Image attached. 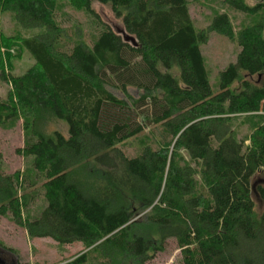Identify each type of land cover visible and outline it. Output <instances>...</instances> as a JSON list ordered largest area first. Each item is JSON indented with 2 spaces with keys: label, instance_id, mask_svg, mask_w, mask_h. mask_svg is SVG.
Segmentation results:
<instances>
[{
  "label": "trees",
  "instance_id": "obj_1",
  "mask_svg": "<svg viewBox=\"0 0 264 264\" xmlns=\"http://www.w3.org/2000/svg\"><path fill=\"white\" fill-rule=\"evenodd\" d=\"M223 1L249 16L264 10V0ZM61 2L98 27L89 43L59 25ZM95 3L136 46L98 22ZM6 12L32 34L13 44L0 34L2 79L23 51L34 65L11 78L0 123L24 118L18 152L35 175L21 184L4 174L0 151V216L30 239L84 246L61 264H147L169 240L182 264H264L261 25L238 34L236 62L213 92L200 46L211 33L234 40L226 14L197 31L187 0H0Z\"/></svg>",
  "mask_w": 264,
  "mask_h": 264
},
{
  "label": "rangeland",
  "instance_id": "obj_2",
  "mask_svg": "<svg viewBox=\"0 0 264 264\" xmlns=\"http://www.w3.org/2000/svg\"><path fill=\"white\" fill-rule=\"evenodd\" d=\"M187 3L190 17L197 31L207 29L218 14H226L230 20L235 35L234 40L211 33L207 43L200 46L210 87L213 92H217L219 74L236 62L240 51L236 42L238 34L247 27L257 25H261L264 30V10L255 16H249L230 9L223 0H187ZM92 9L99 23L109 26L118 35L123 34L124 29L120 20L114 17L109 7L95 3ZM57 21L69 37L77 36L88 43L91 41V36L98 31V27L93 25L84 11L75 9L65 2L59 4ZM77 32L78 34H75ZM0 34L2 39L13 44L14 39L17 38L16 35L29 36L32 33L18 28L13 14L6 12L0 15ZM16 48L10 51L12 55H16ZM5 50L1 47V54H5ZM33 65L34 61L24 51L20 53V56L12 59L11 69L4 65L3 74L6 80L2 79L0 72V103H6L8 95L12 92L11 78L23 76ZM111 92L117 98H123L119 92L115 90ZM129 94L134 98L138 95L133 89L129 90ZM24 128L25 122L21 116L16 120L0 123L1 169L6 175L18 173L21 184L24 183L25 178L30 179L35 175L31 170L30 161L18 152L23 148L26 139ZM51 128L66 135V127L62 123L52 124ZM241 131L242 134L248 133L246 127L241 128ZM132 148L128 149L129 154H132L134 150ZM254 200L256 209L260 213L263 204L256 198ZM41 207L40 201L30 207L31 216H36ZM24 217H26L25 213ZM84 252L86 249L80 243L60 246L50 239H30L24 228L16 224L9 216H0V259L4 264H61L71 261L72 258ZM147 264H182L180 251L175 241H167L165 251L156 254Z\"/></svg>",
  "mask_w": 264,
  "mask_h": 264
},
{
  "label": "water",
  "instance_id": "obj_3",
  "mask_svg": "<svg viewBox=\"0 0 264 264\" xmlns=\"http://www.w3.org/2000/svg\"><path fill=\"white\" fill-rule=\"evenodd\" d=\"M121 36L125 42H128L134 46L137 45L135 39L133 37L128 36L124 31H123V34Z\"/></svg>",
  "mask_w": 264,
  "mask_h": 264
}]
</instances>
